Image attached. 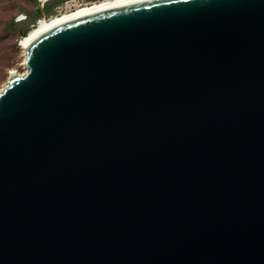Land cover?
I'll use <instances>...</instances> for the list:
<instances>
[{
    "label": "water",
    "instance_id": "obj_1",
    "mask_svg": "<svg viewBox=\"0 0 264 264\" xmlns=\"http://www.w3.org/2000/svg\"><path fill=\"white\" fill-rule=\"evenodd\" d=\"M0 89V264H264V0H142L26 38Z\"/></svg>",
    "mask_w": 264,
    "mask_h": 264
},
{
    "label": "rangeland",
    "instance_id": "obj_2",
    "mask_svg": "<svg viewBox=\"0 0 264 264\" xmlns=\"http://www.w3.org/2000/svg\"><path fill=\"white\" fill-rule=\"evenodd\" d=\"M38 7L43 9L48 3L54 0H37ZM32 6L29 0H0V89L6 82L11 71L22 73L23 45L21 43L24 36H18L9 26V21H23L29 26L28 32L37 25L39 19H48L55 16L58 9H51L48 13L39 18L32 19L30 12Z\"/></svg>",
    "mask_w": 264,
    "mask_h": 264
},
{
    "label": "bare ground",
    "instance_id": "obj_3",
    "mask_svg": "<svg viewBox=\"0 0 264 264\" xmlns=\"http://www.w3.org/2000/svg\"><path fill=\"white\" fill-rule=\"evenodd\" d=\"M142 0H112V1H103L98 4H91V5H81L76 6L74 9L64 11L58 15L52 16L48 19H39L37 25L32 28L28 34L22 39L21 43L24 45L26 38L34 36L36 34L42 33L46 29L58 25L62 22L68 21L70 19H74L77 17H81L88 13L94 11H101L107 9L108 7H115L119 5L134 3ZM17 73V72H16ZM19 74V73H18ZM21 74V73H20Z\"/></svg>",
    "mask_w": 264,
    "mask_h": 264
},
{
    "label": "trees",
    "instance_id": "obj_4",
    "mask_svg": "<svg viewBox=\"0 0 264 264\" xmlns=\"http://www.w3.org/2000/svg\"><path fill=\"white\" fill-rule=\"evenodd\" d=\"M32 9V19L39 18L41 15L48 13L51 9V7L54 5L55 0L51 3H48L43 9L39 8V2L37 0H29ZM10 28L13 29V31H16L18 36H24L28 33L29 26L27 24H24L23 21H15L14 18H11L9 21Z\"/></svg>",
    "mask_w": 264,
    "mask_h": 264
},
{
    "label": "flooded vegetation",
    "instance_id": "obj_5",
    "mask_svg": "<svg viewBox=\"0 0 264 264\" xmlns=\"http://www.w3.org/2000/svg\"><path fill=\"white\" fill-rule=\"evenodd\" d=\"M103 1H112V0H55L54 5L50 9L73 8L75 6H81V5H91L94 3L98 4Z\"/></svg>",
    "mask_w": 264,
    "mask_h": 264
},
{
    "label": "built area",
    "instance_id": "obj_6",
    "mask_svg": "<svg viewBox=\"0 0 264 264\" xmlns=\"http://www.w3.org/2000/svg\"><path fill=\"white\" fill-rule=\"evenodd\" d=\"M75 7H76V6H75ZM75 7H73V8H63V9H58L55 15H58V14L64 12V11H67V10L74 9Z\"/></svg>",
    "mask_w": 264,
    "mask_h": 264
}]
</instances>
